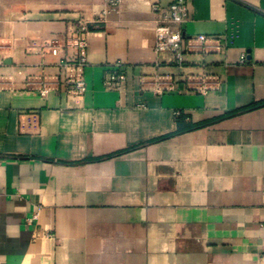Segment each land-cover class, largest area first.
<instances>
[{
	"label": "crops",
	"instance_id": "0c3cea01",
	"mask_svg": "<svg viewBox=\"0 0 264 264\" xmlns=\"http://www.w3.org/2000/svg\"><path fill=\"white\" fill-rule=\"evenodd\" d=\"M173 1L0 0V264H264V0H183L209 42L181 66L153 49ZM81 13L101 22L73 96L71 50L44 47Z\"/></svg>",
	"mask_w": 264,
	"mask_h": 264
},
{
	"label": "built area",
	"instance_id": "2783aa9c",
	"mask_svg": "<svg viewBox=\"0 0 264 264\" xmlns=\"http://www.w3.org/2000/svg\"><path fill=\"white\" fill-rule=\"evenodd\" d=\"M123 0H104L108 11H117ZM151 12L154 18V52L160 57H169V63L176 66L183 64L184 54L191 49L190 43L193 41L201 43L204 50L206 43L209 42L204 36L185 40L182 32V25L189 20V9L183 0H174L168 6H160L157 2L151 5ZM101 22V16L90 18L81 13L78 17L76 25L70 29L67 41L63 46H46L45 51H49L51 55L57 56L60 50H71L69 54L61 60L63 74V86L67 94L73 96H82L86 91V83L84 77V68L86 66V35L91 28ZM43 50V51H44ZM120 66L116 65L103 74V86L107 91H115L123 93L126 83V77L120 70ZM209 77L201 75L197 77H188L187 82L192 86L193 90L205 92L215 89L212 82L206 81ZM158 91L166 89L160 87V82H156ZM213 84V85H212ZM159 86V87H158ZM44 91V90H43ZM44 93V92H43Z\"/></svg>",
	"mask_w": 264,
	"mask_h": 264
}]
</instances>
